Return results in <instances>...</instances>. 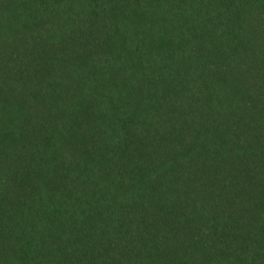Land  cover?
Here are the masks:
<instances>
[{
	"label": "trees",
	"instance_id": "obj_1",
	"mask_svg": "<svg viewBox=\"0 0 264 264\" xmlns=\"http://www.w3.org/2000/svg\"><path fill=\"white\" fill-rule=\"evenodd\" d=\"M0 264H264V0H0Z\"/></svg>",
	"mask_w": 264,
	"mask_h": 264
}]
</instances>
